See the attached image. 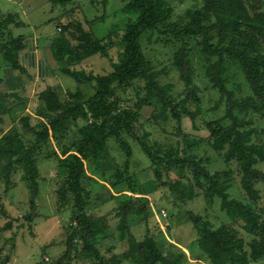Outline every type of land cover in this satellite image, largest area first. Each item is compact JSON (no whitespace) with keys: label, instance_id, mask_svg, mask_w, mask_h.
I'll use <instances>...</instances> for the list:
<instances>
[{"label":"trees","instance_id":"1","mask_svg":"<svg viewBox=\"0 0 264 264\" xmlns=\"http://www.w3.org/2000/svg\"><path fill=\"white\" fill-rule=\"evenodd\" d=\"M72 1L37 0L35 4L50 6V11L55 12ZM123 1L122 10L133 14L134 19L127 23L116 42L111 37H99L81 21L70 20L63 30L60 27L62 32L53 37L50 48L57 61L66 62L61 67V73L73 78L76 88L69 87L66 90L68 98L63 101L61 94L64 88L58 84L48 85L37 94L44 111L27 112L20 116H17V111L26 108L29 99L17 92L1 90V69L7 65L26 72L19 59L26 46L25 36L14 33V28L23 27L26 23L19 13L0 9V122L5 121L4 115L7 114L13 118L15 127L5 136L9 141L18 138L24 143L25 137H31L21 150L0 144V154L7 161L2 168L7 188L12 184V173L17 166H21L24 171L22 179L27 183L32 204L35 205L41 178L38 158L44 150L51 148L52 153L48 152L47 156L54 154L57 159V193L62 208L75 211L74 221L78 225L66 240L67 249L56 264L72 261L77 236L82 242L81 257L93 260V264H124L126 261L134 264H184L186 252L183 249L178 247L177 255L164 253L150 231L142 245L127 254L107 256L98 247L99 238L104 236L108 225L102 217L90 215L87 204L93 200L96 186L102 184L107 187L98 178L108 181L99 166L109 140L115 139L127 155L123 170L117 169L116 179L111 185L117 188L121 181H128V188L124 190L141 193L137 180L130 173L134 155L128 140L130 137L140 144L151 161L156 180L169 190L175 204L196 198L202 190L208 204L213 205L219 199L221 210L231 221L241 223L247 233L255 235L247 242L237 227L228 223L214 226L205 216L189 210L188 216L198 236L196 244L209 264H250L258 261L264 257V204L259 203L261 196L256 184L264 182V171L259 168V164L264 162V145L254 140L256 129L252 127V120L239 114L264 111V53L253 54L260 38L264 39V10L259 9L261 0H202L203 4L189 10L183 21L172 19L174 6L170 0ZM92 3L99 13L90 22L94 24L105 20L110 0H92ZM43 10L46 8L32 10L31 14L37 16ZM63 20L59 12L49 20H42L40 26L60 25ZM144 32L158 34L163 42L177 45L173 61L181 80L189 89L183 99L176 101L170 92L171 85L160 82V72L154 69L143 50L141 37ZM193 42L197 43V49L204 57L206 76L226 103L225 115L207 123L210 131L208 140L227 163L239 164L241 185L248 197L246 201L230 195L233 170L211 172L203 157L188 154L192 142H188L185 154H181L174 149L165 151L162 147L156 148L136 132L141 116L139 109L143 105L155 106L162 118L170 112L180 124L184 115L196 121L199 111L189 105L191 101H200L195 84ZM117 44L122 50L118 60L109 61L111 68L108 71L97 72L88 66L94 59L109 58V50ZM240 73L251 89V93L242 97H238L236 90L230 87ZM137 80L144 81L146 90L139 100V109L122 106L116 88H133ZM85 83L94 89L89 96L82 88ZM233 84L239 86L236 82ZM226 120L228 124H225ZM174 170L183 172L184 177L174 179L169 176L166 179L164 174L170 175ZM122 191L119 189L117 192ZM119 196L120 230L126 233L128 216L135 210L134 201L141 202L137 210L145 218L149 215L150 205L144 196ZM0 229L3 228L0 226ZM10 262V257H7L1 264Z\"/></svg>","mask_w":264,"mask_h":264},{"label":"rangeland","instance_id":"2","mask_svg":"<svg viewBox=\"0 0 264 264\" xmlns=\"http://www.w3.org/2000/svg\"><path fill=\"white\" fill-rule=\"evenodd\" d=\"M174 6L172 19L183 21L189 10H194L203 4L202 0H170ZM37 0H0V9L4 12H20L29 8L32 10H46L38 14L37 20H49L57 16L60 12L63 20L60 25L56 24L57 32H62L64 26L70 21H81L86 28L93 29L99 37L110 38L115 42L120 39L126 25L134 19V15L122 10L125 2L123 0H110L108 6V16L103 21L94 24L90 22L99 11L92 3V0H73L55 12L50 11V6L36 5ZM41 3H43L41 1ZM32 4V5H31ZM259 9L264 10V0L259 3ZM36 18V17H35ZM53 27V24L52 26ZM62 27V30H59ZM141 43L147 59L151 62L154 69L160 72L159 80L162 84L171 85V94L176 101L183 99L189 89L181 80L179 71L174 64L173 54L177 48L175 44L165 43L158 37V34L144 32ZM193 63L196 70L195 84L198 87L199 102L189 103L193 110H197L196 121L193 122L189 116L184 115L181 124L169 112L165 118L160 117L155 106L143 105L139 109L140 98L146 94L144 81L137 80L133 88L125 90L123 87L116 88L117 95L121 100V105L139 109L140 119L137 123L136 132L148 144L154 147H162L165 151L174 149L181 154H185V147L188 142L193 145L188 150V154H194L198 158L205 159L206 167L215 172L218 170L232 169L233 185L229 190L230 195L240 200H247V194L241 185V174L239 164L227 163L221 154L216 151L209 143L210 131L207 123L217 120L225 115L226 103L221 100L220 93L212 87L211 82L205 74L204 57L197 49V43L193 42ZM122 50L120 45L111 48L110 59L101 57L94 59L88 65L97 72H106L111 68L110 60H118L119 52ZM264 53V39L261 37L253 54ZM70 88H76V82L70 76L62 74ZM239 84L238 87L233 83ZM230 83V87L236 90L237 96L242 97L251 93V89L242 73L236 81ZM69 87L64 85L61 94L63 101H66ZM86 96L94 93L93 87L89 83L82 85ZM36 105L32 106L34 113H41L45 107L42 106L37 96ZM241 117L251 119L252 127L256 129L254 140L264 145V111L262 113H240ZM4 122H0V144L15 147L21 150L25 141H29L30 136L25 137L24 143L18 138L7 140L5 136L15 127L12 123L11 115H4ZM229 121L226 120L225 124ZM11 127V128H10ZM9 129V130H8ZM14 129V128H13ZM76 129V127L74 128ZM9 131V132H7ZM134 149L131 159L130 173L133 179L137 180V187L141 193L134 194L124 190L128 188V181H121L117 188L111 182L116 179L117 169H122L126 163V152L120 144L111 139L107 148L102 152L100 169L106 175L108 181L101 180L107 187L96 186L94 198L87 204L88 213L95 217H102L108 225L106 232L100 236L98 247L111 256L114 253H129L142 245L145 235L150 231L158 240L159 246L166 254L177 255L178 247L186 252L184 264H209L205 254L196 244L197 233L195 227L188 216V211L192 210L208 218L214 226L222 223L231 224L239 229L241 235L247 242L251 241L255 235L247 233L241 223H233L229 216L221 210L220 200L217 199L213 205L208 204L204 193L199 190V195L186 203L175 204L169 190L163 188L156 180L150 159L144 154L140 144L128 137ZM55 145V143H54ZM52 153V149L44 150L38 158L40 166V186L39 195L35 198V205L32 204V195L28 185L23 181V169L17 166L12 173V184L7 188L3 166L7 161L0 154V264L7 257H10L12 264H56V261L65 253L67 246L66 240L78 227L74 221L76 216L72 208H62L60 197L57 193L59 189V177L57 169V159ZM259 168L264 171V162L259 164ZM91 171V169L89 170ZM167 179L169 176L176 179L184 177V173L174 170L172 174H164ZM185 179V178H184ZM261 199L259 203L264 204V182L256 184ZM197 190V191H198ZM129 194L135 197H147L150 211L147 218L138 212L141 204L139 200L134 201L135 210L128 216L126 233L121 232L120 211L121 199L119 195ZM9 224V225H8ZM124 234V236H123ZM75 255L69 264H93V260L83 259L80 255L82 242L80 236L75 241ZM124 264H134L130 261ZM250 264H264V257Z\"/></svg>","mask_w":264,"mask_h":264},{"label":"crops","instance_id":"3","mask_svg":"<svg viewBox=\"0 0 264 264\" xmlns=\"http://www.w3.org/2000/svg\"><path fill=\"white\" fill-rule=\"evenodd\" d=\"M24 9L22 13H18L26 25L14 28V33L17 36H25L26 46L21 51L19 59L26 72L22 73L7 65L1 69V90L17 92L29 99L27 107L19 109L17 116L27 112L33 113L31 109L33 105H36L38 92L48 85L58 84L63 88L64 85L71 87L61 73V67L66 62L57 61L50 48L53 37L58 33L56 25L53 24V27H51L52 24L40 26L42 20H37L38 15L31 14L32 9Z\"/></svg>","mask_w":264,"mask_h":264},{"label":"built area","instance_id":"4","mask_svg":"<svg viewBox=\"0 0 264 264\" xmlns=\"http://www.w3.org/2000/svg\"><path fill=\"white\" fill-rule=\"evenodd\" d=\"M59 30H61V28L59 27Z\"/></svg>","mask_w":264,"mask_h":264}]
</instances>
